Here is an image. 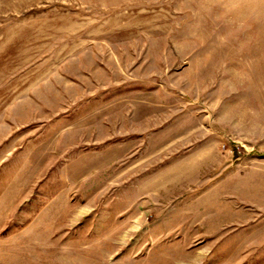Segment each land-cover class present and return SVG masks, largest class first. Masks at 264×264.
I'll use <instances>...</instances> for the list:
<instances>
[{"label": "rangeland", "instance_id": "obj_1", "mask_svg": "<svg viewBox=\"0 0 264 264\" xmlns=\"http://www.w3.org/2000/svg\"><path fill=\"white\" fill-rule=\"evenodd\" d=\"M0 264H264V0H0Z\"/></svg>", "mask_w": 264, "mask_h": 264}]
</instances>
